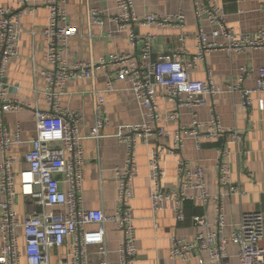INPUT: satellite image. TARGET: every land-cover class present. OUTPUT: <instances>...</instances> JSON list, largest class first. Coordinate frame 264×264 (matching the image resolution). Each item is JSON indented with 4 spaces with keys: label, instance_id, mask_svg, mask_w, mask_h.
Masks as SVG:
<instances>
[{
    "label": "built area",
    "instance_id": "2783aa9c",
    "mask_svg": "<svg viewBox=\"0 0 264 264\" xmlns=\"http://www.w3.org/2000/svg\"><path fill=\"white\" fill-rule=\"evenodd\" d=\"M136 0H114L117 14L112 16L120 32H127V38L136 53L112 54L96 62H68L70 40L78 30L68 22L66 0H18V6L0 7V264H136L138 238L132 208L133 181L138 175V149H148L149 177L151 180L150 202L154 214L171 210L178 223L188 220L185 203L209 204L215 206L213 222L205 216L194 215L193 222L205 231L192 239L172 237L170 258L182 263L193 259L197 264H232L229 251L232 244L237 247L235 257L238 264H264V191L263 210L245 212L240 223L228 236L227 215L224 201L227 196L243 197L246 192L232 184L230 159L232 144H242L244 136L239 130H226L209 100L221 93L213 81H195L190 70L204 61L215 50L244 52L246 49H264V28L254 36L237 35L225 24L223 9L215 0L205 2L198 10L200 24L196 39L197 51L191 58L186 52L161 55L153 60V36L141 38L134 25H158L163 27H184L186 16L148 15L138 17L134 11ZM43 7L48 10V24L43 31L47 38V59L52 68L41 72L45 86L47 110L33 108L37 137L31 141L32 149L24 158L26 167L16 176L15 167L22 161L11 154L14 146L23 144L22 132L18 128L10 132L4 118L11 113L32 106L22 101L11 100L7 88L6 70L18 54V42L22 31V19L28 12ZM264 11V6L262 7ZM102 12L91 11L94 23L103 24L99 18ZM202 14L215 27L207 32L203 26ZM35 34V32H33ZM220 39L223 41L220 42ZM181 41H185L182 36ZM111 68L118 81L129 84L134 100L144 110V121L140 124L115 127V135L126 147V159L122 167L114 170L117 182L116 209L106 215L103 210L84 208L83 188L85 182V152L79 127L84 117L81 113L63 108L61 99L68 82L74 79L95 81L98 71ZM254 72V71H252ZM257 84L254 90L243 89L241 84L230 86L238 90L243 108L248 110L254 103L253 95L264 96V67L255 71ZM116 91L110 80L106 89L94 91L95 137H102L111 121L105 110L106 94ZM173 104L170 113H160L158 97ZM211 105V106H210ZM210 106L209 121L192 114L190 124H182L175 131L166 125L179 122L182 110H194ZM264 111V99L260 101ZM229 137L218 151L217 166L220 192L211 196L207 190L206 170L203 165L194 166L182 158V150L188 140L194 142L197 151L205 143H212ZM167 140V145L153 146V140ZM166 154L181 157L176 163L178 182L175 187L165 184L166 170L163 160ZM196 194L191 195L189 192ZM24 199L27 214L20 218L16 200ZM42 211L38 212V208ZM115 226L124 235L115 251L109 250L106 228ZM71 242L72 252L62 258L60 250ZM93 249V251L91 250ZM117 261L110 260L111 254ZM206 255L208 261L202 256ZM54 257L59 258L55 262Z\"/></svg>",
    "mask_w": 264,
    "mask_h": 264
},
{
    "label": "crops",
    "instance_id": "0c3cea01",
    "mask_svg": "<svg viewBox=\"0 0 264 264\" xmlns=\"http://www.w3.org/2000/svg\"><path fill=\"white\" fill-rule=\"evenodd\" d=\"M209 0H136L134 11L138 17L148 15L186 16L184 27H163L158 25H134L133 29L141 38L153 36V60L161 55H174L186 52V58H191L197 51L196 35L200 24L198 10ZM223 9L225 24L237 35L254 36L264 28V0H215ZM18 6V0H0V7ZM68 22L78 30V35L70 40L68 62H96L112 54L136 53L140 47L133 48L127 38V32H120L117 25L111 21L117 14L114 0H66L65 5ZM102 12L99 17L103 24L94 23L92 10ZM48 10L39 7L28 12L22 19V31L18 42V54L8 64L6 84L11 100L22 101L32 106L20 112L8 114L4 118L5 126L10 132L20 128L23 144L14 146L13 156L18 157L22 164L15 167L16 176L26 167L24 158L31 151V141L37 137V127L33 108L47 110L46 98L43 94L45 82L41 72L51 69L47 59V38L43 31L48 24ZM206 15L202 14L203 26L207 32L215 27L211 25ZM35 32V34H33ZM185 36V41L181 38ZM223 40L220 39V42ZM264 67V49H246L244 52L230 50L212 51L204 61L190 70V78L195 81H213L221 93L209 100L226 130H239L244 136L242 144H232L233 156L230 159L232 169V184L239 186L246 195L227 196L224 208L228 222V236L240 223L245 212L263 210L264 191V111L260 109L261 94L253 95V105L243 108L238 90H230V86L241 84L243 89L254 90L257 84V71ZM254 71V72H252ZM114 83L116 91L106 94L105 110L111 121V127L103 131L102 137H95V104L94 91L106 89L108 81ZM160 113L173 112L175 106L165 103L158 97ZM63 108L81 113L84 120L80 124L79 134L83 138L85 152V182L83 188L84 208L86 210H103L111 215L116 209L117 182L114 170L122 167L126 159V147L115 137V127L140 124L144 121L142 110L129 91V84L118 81L111 68L98 71L95 81L74 79L68 82L65 95L61 99ZM211 106V105H210ZM210 106L194 110L185 108L179 122H171L166 127L175 131L182 124H190L192 114L197 113L202 121L211 118ZM229 137L221 138L212 143H205L197 151L192 140L185 143L182 158L194 166L203 165L206 170L207 190L211 196L227 192L221 188L218 176V151L228 141ZM153 146L167 145V140H153ZM148 149L141 146L138 149V175L134 179L132 208L135 218L138 238V258L136 264H197L193 259L182 263L170 258L171 238L192 239L206 228L196 225L194 215L205 216L213 222L215 206L212 202L202 204L188 201L185 211L188 220L178 223L171 210L154 214L151 209ZM181 157L166 154L163 168L166 170L165 184L175 187L177 179L176 163ZM2 154L0 153V163ZM191 195L196 192H189ZM27 202L21 197L16 200V208L20 218L27 214ZM107 242L109 250L115 251L123 240V233L113 225H107ZM93 251V249H91ZM233 256L232 264H238L235 257L237 247L229 246ZM72 252L71 242L60 250L62 258ZM206 261L208 257L202 256ZM110 260L117 261V255L112 253ZM54 261L59 258L54 257Z\"/></svg>",
    "mask_w": 264,
    "mask_h": 264
},
{
    "label": "water",
    "instance_id": "95a60500",
    "mask_svg": "<svg viewBox=\"0 0 264 264\" xmlns=\"http://www.w3.org/2000/svg\"><path fill=\"white\" fill-rule=\"evenodd\" d=\"M41 211H42V209L39 207V208H38V212H41Z\"/></svg>",
    "mask_w": 264,
    "mask_h": 264
}]
</instances>
